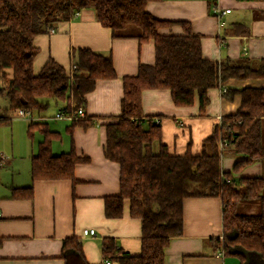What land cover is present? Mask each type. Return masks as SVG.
I'll return each mask as SVG.
<instances>
[{
    "label": "trees",
    "instance_id": "16d2710c",
    "mask_svg": "<svg viewBox=\"0 0 264 264\" xmlns=\"http://www.w3.org/2000/svg\"><path fill=\"white\" fill-rule=\"evenodd\" d=\"M151 1L160 0H0V76L12 77L0 89L8 107L0 114V125L10 124L9 114L16 110L42 113L50 100L64 101L66 112L75 115L86 105V95L98 80L116 79L112 54L102 55L89 48L72 51V68L68 73L54 59H49L38 74L33 62L37 54L35 38L68 22L83 9H93L102 26L111 30L112 38L154 40L155 64H140L136 76L123 78L121 114L106 125L105 157L120 166V194L105 199V215L121 218L124 202L130 201V216L141 220V254L130 256L111 238L102 241V254L119 264H165V252L171 239L184 232V201L187 198H219L223 206V238L216 240L225 255H237L248 264L247 254L256 255L264 264V178L238 177L242 170L264 158L262 122L264 88L246 87L226 90L224 97H241L235 115L223 118L212 135L204 140L202 153L191 147L182 156L171 155L162 142L161 126L145 118L142 92L146 89H169L173 103L179 107L194 105L200 111L210 103L209 90L234 80H264V58L255 62H218L203 57L202 36L193 34L187 22L156 19L146 10ZM264 2V0H237ZM180 24L185 35H162L159 28ZM95 126L93 118L71 119L67 131ZM44 135L38 153L31 157L32 181L75 180V167L89 161L74 150L54 155L52 132L47 123L30 122L28 135ZM227 146L221 149V142ZM225 150L239 160L233 172L225 173L222 159ZM235 176H233V175ZM33 186L12 188V199H31ZM243 201H259L260 213L242 215ZM62 257L69 264L74 258L87 264L79 239L63 243Z\"/></svg>",
    "mask_w": 264,
    "mask_h": 264
},
{
    "label": "crops",
    "instance_id": "0c3cea01",
    "mask_svg": "<svg viewBox=\"0 0 264 264\" xmlns=\"http://www.w3.org/2000/svg\"><path fill=\"white\" fill-rule=\"evenodd\" d=\"M217 9L221 15L217 14ZM146 10L161 21L187 22L193 34L202 36L205 59L244 63L264 58V2L160 0L149 2ZM225 10L230 12L223 13ZM159 33L185 35L187 30L183 25L173 24L160 27ZM34 44L37 48L33 62L35 74L51 58L70 73L72 51L89 48L102 55L112 54L117 78L98 80L93 91L86 95L85 118H93L95 122V126L87 130L77 127L72 135L68 133L71 119L56 118L66 105L49 116L46 112L30 114L32 121L47 123L49 129L57 133L52 143L54 155L74 150L79 157L89 159L87 163L76 165V184L72 180L32 181L31 157L38 153L44 135L35 131L30 137L26 122L30 117L9 114L10 123H18V128L25 122L31 144L26 153L16 146L14 137L10 149L12 157L6 159L9 172L0 170V264H68L62 257L63 243L74 236L82 245L87 264H104L107 258L102 254V241L105 238L113 239L117 247L130 256H139L142 223L130 216V201L125 200L121 218L109 219L105 215V199L120 194V166L105 157L106 125L116 122L121 114L123 78L136 76L140 64H155V42L112 38L111 30L101 25L96 12L83 9L72 20L57 23L54 33L37 36ZM11 77L10 70L7 78L0 76V89L5 88ZM246 87L264 88V80L231 79L209 90L210 103L204 112L200 111L198 98L192 106L179 107L173 103L169 89H146L141 100L143 115L155 124L160 121L162 142L171 155L182 156L189 147L193 154L199 155L204 140L212 135L220 119L235 115L240 109L241 97L237 95L228 100L223 90ZM1 96L6 97L5 94ZM262 139L264 146L263 129ZM1 148L4 147H0V153L5 155ZM18 159L25 162L20 163ZM238 160L233 151L225 150L223 171L232 173ZM235 177L237 180L238 177L264 178V158L248 165ZM30 186H33L31 199L11 198L12 188ZM242 207L248 208V212L261 210L259 203L251 206L243 201L239 206L242 215H246ZM85 230H95L96 236H85ZM222 238V201L219 198H187L184 201V232L181 237L171 239L165 252V264H243L239 256L225 255L218 249L216 240ZM247 261L248 264H263L254 254H247ZM69 264L83 263L73 258Z\"/></svg>",
    "mask_w": 264,
    "mask_h": 264
},
{
    "label": "rangeland",
    "instance_id": "374dc122",
    "mask_svg": "<svg viewBox=\"0 0 264 264\" xmlns=\"http://www.w3.org/2000/svg\"><path fill=\"white\" fill-rule=\"evenodd\" d=\"M59 105L55 104L56 101L55 100H50V108L45 111L46 112V115H51V114H55L56 111H58L59 107L60 106H65V102L64 101H57ZM8 103V99L6 97H2L0 95V114L1 112L8 107L7 105ZM45 112H42V113H45ZM35 114H38V112H34ZM29 120L26 121L28 122L27 123V127H28V124L30 122H32V117L29 116ZM35 117V115H34ZM12 118V116H11ZM15 118V117H14ZM50 119H54V118H50ZM61 120H66V118H63ZM57 122L59 120H56ZM54 121V122H56ZM18 126V123H10V124H2L0 125V147H4V148H1V150L3 151L2 153H4L7 157L6 159L10 160L11 157H12V152H11V142L12 140H14V137H15V144L16 146H18V148H20L21 150H26V153H28L30 151V148H29V144H31V141L28 139V136H27V131H26V125H25V122L21 125L20 128L17 127ZM263 131H264V126H263ZM28 151V152H27ZM18 161L21 163V162H25V161H22L20 159H18ZM6 162V163H5ZM4 162V165L1 167L0 165V170H3V172H9L7 171L9 169V161H5ZM22 165V164H21ZM23 167V166H22ZM244 202H248V204H251V206L255 203H259V201H244ZM241 211H243V214L246 213V215H255V214H259L257 211H254V212H248V208L247 210H245V207H242Z\"/></svg>",
    "mask_w": 264,
    "mask_h": 264
},
{
    "label": "built area",
    "instance_id": "2783aa9c",
    "mask_svg": "<svg viewBox=\"0 0 264 264\" xmlns=\"http://www.w3.org/2000/svg\"><path fill=\"white\" fill-rule=\"evenodd\" d=\"M218 15H221V11L219 9L216 10ZM230 10H225L223 13H229ZM55 29L53 28H49L48 32L49 33H54ZM223 92H226V90H223ZM13 116L18 117V118H28L30 116L29 113H27L25 110H16L13 112ZM79 117V118H83L85 117V113L84 110L82 108H80L77 113L75 115H71L70 113L66 112V110H63L62 112H59L56 115V118L58 119H72L73 117ZM222 119H220L219 125L221 124ZM160 121L157 120V124H159ZM227 146V143L225 141L221 142V149L224 150V148ZM6 161V156L0 153V164H4V162ZM85 236H96V231L95 230H85L84 232ZM104 264H111V262L109 261V259H105Z\"/></svg>",
    "mask_w": 264,
    "mask_h": 264
}]
</instances>
